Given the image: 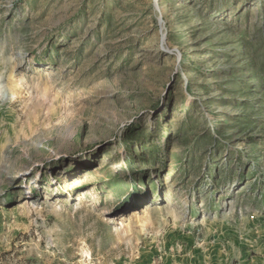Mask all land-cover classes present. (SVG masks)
<instances>
[{"label":"rangeland","instance_id":"obj_1","mask_svg":"<svg viewBox=\"0 0 264 264\" xmlns=\"http://www.w3.org/2000/svg\"><path fill=\"white\" fill-rule=\"evenodd\" d=\"M209 1L0 0V264H264V116L208 101Z\"/></svg>","mask_w":264,"mask_h":264},{"label":"trees","instance_id":"obj_2","mask_svg":"<svg viewBox=\"0 0 264 264\" xmlns=\"http://www.w3.org/2000/svg\"><path fill=\"white\" fill-rule=\"evenodd\" d=\"M242 1L232 0L231 6L234 13L232 22H228L227 17L228 0L209 1L208 11L214 13L212 15L218 14L213 17L212 23L222 27L221 31L227 35L225 38L227 40L222 39L216 45H211L209 56L206 59L208 61L226 59L229 62H234L229 68L222 69V74L227 76L225 81L203 84L202 87L205 93L232 92L234 97L228 98L224 94H220L208 101L211 105L220 102L222 107H228L231 104L242 107L245 113L237 114L235 120L240 122L245 119V122L252 126V122L259 123L258 121H262V116H264V0ZM253 7H255L254 10H251ZM222 24L224 27L220 26ZM205 39V41L211 42L213 38L206 36ZM192 44L193 42H190V45ZM213 73L212 76L217 75L215 70ZM189 87L192 90V84H189ZM217 115L221 116L222 121L225 122L231 117V112L225 109L222 113L218 112ZM255 117L258 120H255ZM197 123L198 119L192 110H188L177 127L178 137L187 140L190 133L196 129ZM222 125L216 122L212 130L208 128V133L211 134L210 139L205 142L206 136L200 138V141L196 143L197 147L204 144H212L216 148L221 147L216 143V134L220 135L226 132ZM140 138L144 139V136L141 135ZM125 141L134 143V138L129 135ZM196 148L191 149L190 159H194ZM162 150V146H157L151 148L150 152L158 155V152ZM212 155L214 157L215 153ZM207 169L206 173L209 174L211 166H207ZM119 174L121 173H114V180L117 179L115 176ZM233 174V169L225 170L223 181L229 182L233 178ZM217 178L214 176V179L217 180Z\"/></svg>","mask_w":264,"mask_h":264}]
</instances>
